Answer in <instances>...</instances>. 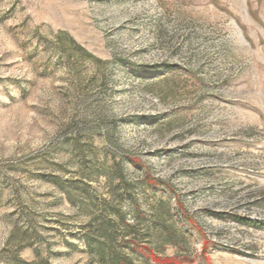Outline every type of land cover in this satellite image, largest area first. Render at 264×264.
I'll list each match as a JSON object with an SVG mask.
<instances>
[{"label": "rangeland", "instance_id": "rangeland-1", "mask_svg": "<svg viewBox=\"0 0 264 264\" xmlns=\"http://www.w3.org/2000/svg\"><path fill=\"white\" fill-rule=\"evenodd\" d=\"M0 264H264V0H0Z\"/></svg>", "mask_w": 264, "mask_h": 264}, {"label": "trees", "instance_id": "trees-1", "mask_svg": "<svg viewBox=\"0 0 264 264\" xmlns=\"http://www.w3.org/2000/svg\"><path fill=\"white\" fill-rule=\"evenodd\" d=\"M234 221L239 223V224H241V225H243V226H247V227H250V228H257V223L256 222H252L250 220L235 218ZM152 259L153 260H157V257H153L152 256Z\"/></svg>", "mask_w": 264, "mask_h": 264}]
</instances>
